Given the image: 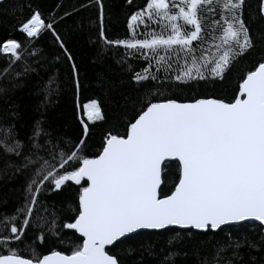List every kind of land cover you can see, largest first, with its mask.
I'll return each mask as SVG.
<instances>
[{
  "label": "trees",
  "instance_id": "1",
  "mask_svg": "<svg viewBox=\"0 0 264 264\" xmlns=\"http://www.w3.org/2000/svg\"><path fill=\"white\" fill-rule=\"evenodd\" d=\"M148 2H0V127L11 128V142L21 144L19 156L0 151V236L12 237L10 228L28 221L21 239L4 244L0 255L15 252L35 261L51 252L72 254L82 245L83 239L65 226L77 216L82 186L67 181L57 190L54 182L36 176L38 165L24 167L25 158L47 159L63 174L64 169L59 168L63 153L82 140L83 146L77 148L80 158L95 157L109 134L126 136L130 122L147 104L201 98L230 103L246 75L264 62L261 0H244L234 13L248 30L252 45L242 55H236L237 48L228 49L221 43L225 20L236 27L238 23L215 0L198 12L202 31L200 39L189 46L191 52L174 45L167 51L158 48L156 55L118 43L151 38L147 17L136 22L135 31L130 27L131 17L144 12ZM35 13L52 28L28 37L21 27ZM184 30L193 28L186 25ZM10 41L20 44L18 60L2 50ZM240 41L243 43L242 34ZM223 50H229L231 63L221 76H215L212 68ZM193 61L204 78H198L193 68L195 78L176 79L193 67ZM137 73L149 79L138 81ZM91 103L98 105L102 119L84 116ZM35 144L41 147L37 149ZM79 164L69 161L65 168L76 170ZM179 176L178 162H169L162 172L160 197L173 191ZM81 184L86 186V181ZM106 251L118 264H264V225L243 222L203 232L144 230L120 239Z\"/></svg>",
  "mask_w": 264,
  "mask_h": 264
},
{
  "label": "snow or ice",
  "instance_id": "2",
  "mask_svg": "<svg viewBox=\"0 0 264 264\" xmlns=\"http://www.w3.org/2000/svg\"><path fill=\"white\" fill-rule=\"evenodd\" d=\"M215 2L233 13L232 20L238 23L236 27L225 20L227 27L223 29L221 43L228 49L237 48L236 55H242L252 46L248 30L234 14L244 0ZM213 3L214 0H178L177 4L151 0L146 9L148 18L168 21L165 28H170V34L166 38L154 36L151 40L118 43L128 49L151 50L156 55L158 48L167 51L174 45L191 52L189 46L200 39L202 31L198 12ZM174 7L178 8L175 13L172 12ZM144 15L141 12L131 17L130 27L134 31L136 22H142ZM180 20L194 30L182 31V26L175 23ZM46 28L51 29L52 24L35 13L22 25L21 31L28 37H36ZM2 47L4 53L20 59L19 43L10 41ZM160 61H164L163 56ZM230 63V52L225 50L215 61L213 75L221 76ZM193 68L196 76L203 79L195 61L193 67L176 79L195 78ZM135 79L147 80L149 76L137 73ZM239 92L245 98H236L231 103L199 99L192 103L169 100L147 104L130 122L126 138L109 134L98 158L81 160L77 148L83 146V140L63 153L59 164V168L64 169L63 174L47 159L25 158L24 167L38 165L36 176L42 181L54 182L57 190L67 181L82 186L77 216L74 222L65 225L83 237L82 245L71 255L58 252L44 255L36 259L35 264H118L106 251V246L138 229L178 226L215 231L223 225L247 220L264 224V62L246 76ZM87 109L90 120L103 118L96 103L87 105ZM13 137L11 128L0 127V151L19 156L21 144L12 143ZM34 147L41 146L35 144ZM69 161H80L82 166L69 171L65 168ZM171 161L179 165L178 183L171 195L160 198L162 172ZM82 181H86L87 186H83ZM32 183L37 180L34 178ZM27 225L28 221L24 220L22 226L10 228L12 237L0 236V251L12 239L20 240L23 227ZM0 264H34V261L14 252L0 255Z\"/></svg>",
  "mask_w": 264,
  "mask_h": 264
},
{
  "label": "rangeland",
  "instance_id": "3",
  "mask_svg": "<svg viewBox=\"0 0 264 264\" xmlns=\"http://www.w3.org/2000/svg\"><path fill=\"white\" fill-rule=\"evenodd\" d=\"M150 2H151V0H149L148 3H150ZM169 2H170V4H177L178 3V0H169ZM146 9H147V6H146V8L144 10L145 15L142 17V19H144V17H147L148 18ZM177 11H178V8H175V7L172 8V12L173 13H175ZM138 21H140V20H138ZM132 23L133 22L131 20V25H132ZM146 23H147V26L149 28V32L151 34V38H148V40H151L154 36L155 37L164 36L166 38L170 34V28H165V25L168 24V21H166V20H159V21H157L156 19H149L148 18V21ZM175 23H177V24H179V25L182 26V31H183V27L186 26V25H184V22L182 20L176 21ZM136 30H137V28H136ZM2 50H3V47H2ZM224 51L225 50H223L222 52H220L219 56L222 55V53ZM8 54H10V53H8ZM219 56L217 57V59L219 58ZM214 66H215V64H214ZM84 116L88 117V109L84 112Z\"/></svg>",
  "mask_w": 264,
  "mask_h": 264
},
{
  "label": "water",
  "instance_id": "4",
  "mask_svg": "<svg viewBox=\"0 0 264 264\" xmlns=\"http://www.w3.org/2000/svg\"><path fill=\"white\" fill-rule=\"evenodd\" d=\"M3 0H0V2H2ZM260 12H261V15H262V17H263V19H264V0H261V8H260ZM257 68V67H256ZM251 73V72H250ZM248 75V74H247ZM246 75V76H247ZM245 79H246V77H245ZM243 82V81H242ZM241 82V83H242ZM241 83H240V85H241ZM240 85H239V88H240ZM236 98H241V99H243V98H245V97H243V96H241L240 95V92H239V90H238V93H237V96H236ZM235 98V99H236ZM201 99H204V98H201ZM206 99H214V98H206ZM235 99L232 101V102H234L235 101ZM197 100H199V99H197ZM216 100H218V99H216ZM167 101H169V100H167ZM167 101H161V102H167ZM175 101V100H174ZM196 101V100H195ZM195 101H192V102H195ZM176 102H178V101H176ZM192 102H178V103H192ZM224 102V101H223ZM226 103H228V102H226ZM231 103V102H230ZM129 131V126H128V130H127V132ZM124 138H126V136L124 137ZM105 144H106V142H105ZM105 144H104V146H105ZM103 146V147H104ZM103 149V148H102ZM102 154V150L100 151V153L97 155V156H95V157H83V158H98V156L99 155H101ZM82 160V159H81ZM79 166H82V164L80 163L79 164ZM78 166V167H79ZM76 170H78V168L76 169ZM178 183V182H177ZM161 185H162V183H161ZM177 185V184H176ZM86 186H87V184H86ZM175 188V187H174ZM173 191H174V189H173ZM172 191V192H173ZM81 192H82V190H81ZM80 192V193H81ZM171 192V193H172ZM171 193L169 194V195H171ZM169 195H166V196H162V197H160V198H166L167 196H169ZM74 222V221H73ZM243 222H257V223H259V224H261L260 222H258V221H253V220H247V221H241V222H234V223H231V224H228V225H234V224H239V223H243ZM261 225H264V224H261ZM223 226H226V225H223ZM223 226H221V227H223ZM168 228H177V229H182V228H179L178 226H169ZM166 229V228H165ZM72 230H74V229H72ZM144 230H156V229H138L136 232H134V233H137V232H139V231H144ZM159 230H162V229H159ZM183 230H186V229H183ZM193 230H195V231H201V232H203L202 230H196V229H193ZM75 231V230H74ZM158 231V230H157ZM76 232V231H75ZM79 236H80V234L78 233V232H76ZM134 233H130V234H128L127 236H130V235H132V234H134ZM126 236V237H127ZM81 237V236H80ZM82 239H83V237H81ZM124 238V237H123ZM122 239V238H121ZM83 242V241H82ZM112 245H108V246H106V249L107 248H109V247H111ZM53 253H57V252H51V253H49V254H47V255H51V254H53ZM58 253H60V254H62V255H67V254H63V253H61V252H58ZM69 255H71V254H69ZM43 257V256H42ZM41 257V258H42ZM114 257V256H113ZM24 258V257H23ZM115 258V257H114ZM34 264H35V261H34Z\"/></svg>",
  "mask_w": 264,
  "mask_h": 264
}]
</instances>
